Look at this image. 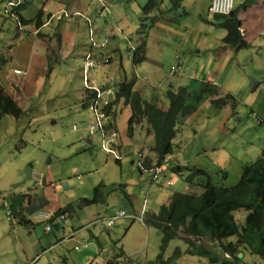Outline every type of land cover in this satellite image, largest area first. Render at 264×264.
I'll use <instances>...</instances> for the list:
<instances>
[{
    "label": "rangeland",
    "instance_id": "rangeland-1",
    "mask_svg": "<svg viewBox=\"0 0 264 264\" xmlns=\"http://www.w3.org/2000/svg\"><path fill=\"white\" fill-rule=\"evenodd\" d=\"M147 1L82 0L87 11L90 8L93 27L101 29L98 36L93 31L96 41L100 43L105 37L109 38L106 47L93 45L84 17L71 16L63 41L41 38V34L32 35L33 44L22 40L17 57L28 58L33 66L29 72L18 74L14 69L23 68L21 60L10 59L17 46L13 42L18 32L17 20L4 18L6 0H0V57L7 59L0 72V86H4L22 109L21 116L13 113L0 116V182L9 185L7 189L12 195L28 192L32 201L26 197L25 205L36 198L47 199L49 204L43 208L47 212L70 203L74 205L69 212L72 215L52 224L54 229L47 231L46 222L38 220L27 229L18 222V216H13V221L10 219L8 208L19 211L15 213L20 217L24 211L20 206L17 209L12 199L9 196L5 199V192L0 191V264H89V255L100 263L106 258L107 249L112 255L119 251L118 245L126 252L120 264L156 261L161 252V230L129 216L141 215L142 204L146 212H158L174 191H193L189 183L170 168H199L210 174L214 184L233 186L241 177L243 165L261 155L264 149V47L258 48L264 45V37L257 38L253 47L237 50L225 43L227 30L210 11L209 0H184L187 12L182 20L149 31L148 55L161 65L151 64L142 72L141 64L133 63L132 49L141 42L138 34L143 15L141 7ZM245 1L236 0V7ZM43 2L31 0L22 15L33 23ZM167 3L164 2L163 7H167ZM54 6L52 0L48 8ZM181 10L185 12L184 4ZM80 11L88 15L82 8ZM49 18L53 20L52 16ZM248 20L253 22L254 15ZM18 23H22L20 17ZM25 27L32 30L35 26ZM26 36L24 33L23 38ZM87 46L95 48L102 60L94 72L97 84L93 71L85 77L83 66L81 74L84 61L79 50L83 53ZM69 52L76 57L64 61ZM60 55L63 58L59 61ZM110 56L113 61L108 64ZM134 79L135 89L146 100L163 107L169 104L168 89L192 84V89L196 90L201 88L202 82L217 84L221 88L220 96L230 92L238 103L235 108L230 104L217 108L210 99L206 100L179 125L173 154L158 166L157 155L152 150L156 138L148 122L140 123L133 136L128 134L131 108L123 99L112 107L109 115L105 111L103 132L98 129L91 134L89 131L95 116L87 109L88 104L84 107L88 85L100 89L112 85L114 94L109 99L114 101L118 84ZM110 119L114 129L109 125ZM113 132L117 133L115 150L109 151L108 139ZM88 138L92 140L91 145ZM23 140L26 144L19 148ZM149 156L154 159L152 169L141 166L142 171L139 163ZM185 170L182 172L186 174ZM160 176H164L163 180ZM158 178L161 185L154 182ZM172 178L177 181L173 182ZM196 178L205 180L200 175ZM97 186L106 194V200L81 204L82 198H94ZM126 190L132 203L124 199ZM121 210L126 211L127 216L109 227L106 220ZM35 213L26 215L35 218ZM234 214L237 221L244 224L248 211L241 209ZM97 237L106 251L97 252ZM236 239L232 236L225 241ZM61 240L64 242L59 244ZM203 243L220 251L216 242L208 237ZM77 246L81 249H76ZM241 253L245 255L235 260L236 264H264V258L259 255ZM48 255H52L50 260ZM165 260V264H221L192 253L181 237L170 242Z\"/></svg>",
    "mask_w": 264,
    "mask_h": 264
},
{
    "label": "trees",
    "instance_id": "trees-1",
    "mask_svg": "<svg viewBox=\"0 0 264 264\" xmlns=\"http://www.w3.org/2000/svg\"><path fill=\"white\" fill-rule=\"evenodd\" d=\"M164 1L148 0L141 7L143 15L140 18L141 24L138 29L141 42L132 49L134 65H139L147 60L146 47L150 29L161 20L166 19L167 13L181 9L184 2V0H168V6L163 7ZM30 2L31 0H27L14 8L23 23L24 21L26 23L33 21L25 20L21 15V11ZM255 2L256 0H246L235 8L232 16L215 14V17L221 20L219 25L227 30L224 37L225 43L234 46L237 50L251 46L244 37L242 19L239 14ZM43 14V11H39L36 15L34 22L37 28L43 24L41 20ZM5 62L6 59H0V72ZM135 85V79L120 82L117 87V99L107 105L105 111L109 115L112 107L123 99L126 105L131 108V115L128 119V134L130 136L134 135L135 128L140 123L144 120L148 122L149 129L156 138L152 150L157 155L158 166H162L165 158L173 154L174 140L178 134L179 125L186 118L193 115L206 100L210 99L211 103L217 108H223L229 104L235 108L238 103L236 97L230 92L220 96L221 88L217 84L202 82L201 88L196 90L192 89V84L180 86L176 90L174 88L168 89L169 104L163 107L157 102L146 100L140 91L135 89ZM93 90L95 89H87L85 94L87 103L96 94V90ZM218 95L219 97H217ZM87 103H84V105L87 106ZM0 113V116L4 113H13L16 116L22 115V109L9 96L3 85L0 86ZM109 125L113 129L115 128L111 119ZM21 143L19 148L23 147L26 141L23 140ZM152 160L154 159L150 156L146 157L143 161V168H152ZM140 169L144 171V169ZM183 170L187 173H183ZM171 171L178 173L188 182L193 191H174L169 202L161 205L158 212H146L145 223L160 229L162 239L161 252L156 261H148L145 264H165L166 250L170 242L178 237L184 239L192 253L204 256L212 263H233L232 260L224 257L223 252H229L234 260L238 261L240 260L239 253L244 251L264 258V149L255 161L243 165L241 177L233 186L214 184L210 174L199 168L175 166L174 168L171 167ZM198 175L205 178V180L197 181L196 177ZM224 175L226 176V174ZM24 197L32 201L29 194H24ZM124 199L132 203L130 193L127 190ZM101 201H105V196L101 187L97 186L94 198H82L81 204L89 205ZM72 209H74L72 203L57 208L51 221H55L64 212H71ZM241 209L248 211L244 224H240L234 214L235 211ZM15 212L19 211L8 208V214H10L12 221L13 216H18L20 224L30 225L32 223L26 219L25 213L20 217ZM52 229L54 228L52 227ZM182 233L185 236H181ZM232 236H236L237 239L235 241H225ZM206 237L210 238L211 242H216L220 251L216 252V250L214 251L211 247L205 245L203 239ZM76 249L78 248L76 247ZM176 253H179V250ZM124 256L125 252L120 250L113 257L101 261L100 264H120V260Z\"/></svg>",
    "mask_w": 264,
    "mask_h": 264
},
{
    "label": "crops",
    "instance_id": "crops-1",
    "mask_svg": "<svg viewBox=\"0 0 264 264\" xmlns=\"http://www.w3.org/2000/svg\"><path fill=\"white\" fill-rule=\"evenodd\" d=\"M40 1H44V0H40ZM52 0H45V2H43L42 4V7L40 8L41 11H43V17L41 18V20L43 21V24L37 28V26L35 25V23L33 22H28L26 23L24 21V25L22 23H18V14L17 12L14 10L15 7H13L12 5H9V2L10 0H6V5H5V9H4V18L5 19H9L12 18V17H15L16 20H17V29H18V32L16 33L15 37H14V41L16 43V47L13 48V52L14 54H11L10 55V59L12 60L13 57H17L18 56V52H17V48L19 47H22V40L23 41H26V40H30V43L33 44V34H36V35H39L41 34V38L42 37H45L48 39H61V41H63V39H65V34L66 32H68V29L66 30V28H68V26L71 24L70 22H68V19L71 18V16H82L86 19V22H88L89 24V36H90V39H95L96 40V37H95V34L96 36H98V33L101 31H99V29L95 28V26L93 27L94 25V21H93V18L91 17L90 15V8L89 10L87 11V8L88 7H85L83 6V2L82 0H54L55 1V6L52 8H48L49 6V3L51 2ZM100 2H103V0H98ZM168 0H165L164 2H166ZM105 3V2H104ZM168 4V3H167ZM165 4V5H167ZM184 4V8H185V12L182 11L181 9L177 10V11H172V12H169L167 13L166 15V19H163L161 20L160 22H158V24L156 26H154L153 28H151L150 30H153L157 27H162V26H166L168 24H175L177 23L179 20H182L184 17H185V14L187 12V8L185 7V3L183 2ZM209 4H210V0L208 2V7H209ZM75 7H78L74 12H72L74 10ZM81 8L83 10H85V12H87L88 15H86L85 13H83L81 10ZM14 10V12H13ZM101 11V10H100ZM11 12V13H10ZM7 13V14H6ZM10 15H9V14ZM99 13V12H98ZM66 14V15H65ZM21 15H22V11H21ZM240 18L242 19V31H243V34H244V37L245 39L251 44L250 47H253V42L261 37L263 38L264 37V0H256L255 3L251 4L245 11H241L240 12ZM250 15H254V20L253 22H251L250 20H248V17ZM25 20L29 19L27 17H25L24 15H22ZM50 16H52V19L49 18ZM59 16H61V18H59ZM21 18V17H20ZM92 19V20H91ZM22 21V19H21ZM28 24H32L33 26V29L31 30H26V27L24 28V26H27ZM93 24V25H92ZM66 25V26H65ZM95 34H94V32ZM98 32V33H97ZM24 33H27L28 36L24 37L23 38V34ZM39 38V39H41ZM105 38H108V37H105ZM41 41V40H40ZM41 43L43 44V42L41 41ZM44 45V44H43ZM264 47L263 44L259 45V48L258 49H262ZM58 48V47H57ZM27 50V49H26ZM79 53L80 55L79 56H82L83 58V61H84V57L88 54V53H91L94 57L97 58L98 62L102 61V60H99L98 58V54L97 52L95 51V48H93L92 46H90L88 48V46L85 48V51L83 53H81V51L79 50ZM49 54H50V51H49ZM146 54H147V60L145 62H143V64L141 63V68L142 69V72L143 71H146L148 68L149 65L151 64H155L157 66H160L161 63L156 60V59H153L151 56L148 55V47H147V51H146ZM67 56H64V58L60 55L59 56V61L61 60V58L64 59V61H66V59L68 58H73V57H76L73 55V52H69L66 54ZM3 58V59H6L5 57H3V55H1L0 59ZM19 58V57H17ZM50 58V56H49ZM66 58V59H65ZM111 60L109 62V60H107V62H109L108 64H111L112 61H113V57L110 56ZM20 59V58H19ZM74 59V58H73ZM81 59V60H82ZM21 62H22V66L23 68L21 69L23 74L29 72V69H30V66L32 65L33 66V63H31V61L28 60V58H23V59H20ZM7 61V59H6ZM77 61V60H76ZM6 63V62H5ZM62 63V62H61ZM83 64L81 65V74H82V67H83ZM102 63H100L101 65ZM104 64V63H103ZM108 64H104V66H108ZM44 66H46L44 64ZM15 69H20L19 67H15ZM14 69V71H15ZM140 69L138 71H140ZM96 71V69L94 68L93 72H92V75H93V78L96 80L95 83L97 84V77L95 76L94 72ZM52 72V70H51ZM16 73V72H15ZM20 74V73H18ZM45 74V73H44ZM137 78H138V74L136 73ZM99 84V83H98ZM101 86L104 85V83L100 84ZM83 102V99L82 101ZM84 103V102H83ZM88 104V103H87ZM85 107V105H84ZM89 109V108H87ZM90 110V109H89ZM91 111V110H90ZM98 130H96L97 132ZM95 132V133H96ZM90 138H88L89 140ZM91 140V139H90ZM92 143V140L91 142H88V145H91ZM115 150V149H114ZM143 163L140 162L139 165L142 166ZM141 168V167H140ZM152 169V168H151ZM171 169V168H170ZM164 178V176H163ZM162 178V180H163ZM172 181L173 182H176L177 180L175 178H172ZM156 182V179L155 181ZM158 182V181H157ZM156 182V183H157ZM46 183H44L45 185ZM123 184V183H122ZM158 185H161V183H157ZM9 185H5L4 183L0 182V191H4L5 192V199H7V196L10 197V199H12L13 203L16 204V208L18 209V207L20 206H24L25 203H26V197H24V194L28 193V192H17V194H20V196L18 195H15L13 194L12 195V192H10V190H8ZM127 188V186H126ZM6 190H7V193H6ZM103 195L105 196V200H106V194L103 193ZM18 196V197H17ZM16 197V198H15ZM87 198V197H86ZM28 199V198H27ZM43 200H46L48 201L47 199L45 198H42ZM132 199V198H131ZM29 200V199H28ZM146 201V200H145ZM144 201V202H145ZM48 204H49V201H48ZM13 207V206H12ZM43 210V209H41ZM57 210V208L55 210H51V212L54 214L55 211ZM25 213V212H24ZM66 213V218L67 216H71L69 212H64ZM26 214V213H25ZM24 214L22 213V216ZM29 215V214H28ZM115 215V214H114ZM135 215H139V214H134L132 216H129L133 219H137L135 218L134 216ZM141 215L144 217V221H145V216H146V211H145V204H142L141 205ZM145 215V216H144ZM26 219L29 220L28 216L25 215ZM24 217V218H25ZM65 218V219H66ZM64 220V219H63ZM61 220H58L55 224H58ZM34 224V222H32V224L30 225H23L25 226V228H29L30 226H32ZM66 230V229H64ZM78 230H76L75 232H77ZM98 238V248H97V252L99 251H106V249L103 247V244L101 243L100 241V237H97ZM64 240H61L59 242V244L63 243ZM89 245V244H88ZM87 245V246H88ZM118 248H119V251L120 250H123L122 246H119L118 245ZM81 249V248H80ZM79 250V249H78ZM119 251H115L112 255H110L108 252H109V248L107 249L106 253V258L103 260V261H106L107 259L113 257V255H115L116 253H118ZM124 251V250H123ZM125 252V251H124ZM98 254V253H97ZM99 255V254H98ZM245 254H243V257H244ZM49 257V260L52 258V255H48ZM126 257V252H125V256L124 258ZM123 258V257H122ZM121 258V259H122ZM87 260L89 262V264H100L97 262L96 259H92L90 257V255L87 257ZM128 262V261H127ZM146 263V262H145ZM144 263V264H145Z\"/></svg>",
    "mask_w": 264,
    "mask_h": 264
},
{
    "label": "built area",
    "instance_id": "built-area-1",
    "mask_svg": "<svg viewBox=\"0 0 264 264\" xmlns=\"http://www.w3.org/2000/svg\"><path fill=\"white\" fill-rule=\"evenodd\" d=\"M27 0H10L9 5H12L13 7L22 4L23 2H25ZM236 8V0H210V4H209V9L212 13L214 14H225V15H230ZM101 12V11H100ZM66 15V14H65ZM59 18H61V16H59ZM109 41V38H106L103 41L97 42L95 39H92L91 42L93 43V45H98L101 46L102 48L106 47L107 42ZM178 57V56H177ZM179 58V57H178ZM99 65V62L97 60L96 57H94L91 53H88L85 57H84V68H85V77L86 74L91 73L94 68H96ZM181 63L178 65V68H181ZM177 69L173 68V71H176ZM16 73H21L22 70L20 69H15ZM88 88L90 89H95L96 90V94L90 98L89 102H88V108L92 111V113L95 116V120H93L90 123L89 126V131L91 134H94L96 132V130H100L101 132H103V129L105 128L106 125H104V119L107 118L106 113H105V105H109L112 101L111 99H109V97H111L114 94V90H113V86L111 85V87H107L105 89H100L98 86L94 85H88ZM104 95V96H103ZM103 104V106L101 105ZM77 126H74V129H76ZM116 132H113L111 134V137L108 139V143L112 146L109 145V147H107V149L109 151H114L115 148H113V144L116 143ZM159 170V169H158ZM158 181V179H156V182ZM127 213L124 210L119 211L117 214L110 216L106 221H107V225L109 227L113 226L117 220H119L120 218L126 217ZM135 218L139 219L140 221L144 222V217L142 215H135ZM53 218V213L52 212H47L44 210H40L37 211L35 213V218L29 217V220L31 222H35L36 220H38V222H46V226L45 229L46 230H51L53 227V223L58 221V220H63L66 218V213H63L59 216V218H57L55 221H51V219ZM78 249H80V247L77 246ZM224 256L226 258L229 259H233L232 255L229 252H223ZM234 264V263H232Z\"/></svg>",
    "mask_w": 264,
    "mask_h": 264
},
{
    "label": "water",
    "instance_id": "water-1",
    "mask_svg": "<svg viewBox=\"0 0 264 264\" xmlns=\"http://www.w3.org/2000/svg\"><path fill=\"white\" fill-rule=\"evenodd\" d=\"M233 14H234V11L230 14V16H232ZM257 85H259V82L256 83V86ZM256 86H255V88H256ZM88 142H91V140L89 139ZM47 204H48V201L43 200L41 198H36L35 200H33L32 203L25 205V206H21L20 210L31 215V214L43 209ZM239 257L240 258L243 257V253H240Z\"/></svg>",
    "mask_w": 264,
    "mask_h": 264
},
{
    "label": "clouds",
    "instance_id": "clouds-1",
    "mask_svg": "<svg viewBox=\"0 0 264 264\" xmlns=\"http://www.w3.org/2000/svg\"><path fill=\"white\" fill-rule=\"evenodd\" d=\"M167 157H169V156H167ZM165 158V162L168 160V158ZM141 167V166H140ZM160 170V169H159ZM160 178H162V176H160ZM160 178H158V182L157 183H160ZM224 254V253H223ZM225 257V256H224ZM226 258V257H225ZM229 259V258H228ZM230 260H232L233 261V263L234 264H236L237 262L234 260V258L233 259H230ZM238 261V260H237ZM229 264H232V263H229Z\"/></svg>",
    "mask_w": 264,
    "mask_h": 264
}]
</instances>
